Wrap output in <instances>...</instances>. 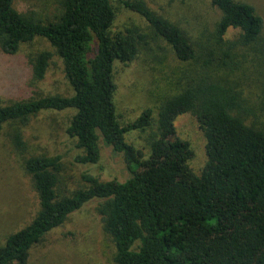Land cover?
<instances>
[{
	"label": "trees",
	"instance_id": "trees-1",
	"mask_svg": "<svg viewBox=\"0 0 264 264\" xmlns=\"http://www.w3.org/2000/svg\"><path fill=\"white\" fill-rule=\"evenodd\" d=\"M220 12L212 31L198 40L148 6L146 0H61L53 20L20 12L14 0H0V57L22 44L45 38L54 50L29 56L31 79H44L53 57L63 62L72 94H48L0 106V132L19 129L41 111L74 110L66 128L81 153L80 164L97 165L102 144L120 154L130 176L102 180L83 172L84 187L58 192L62 155H32L24 168L38 195L36 216L0 245V264H27L34 245L88 202L98 199L102 229L115 245V264H264V119L252 99L216 67L254 70L264 80V17L243 0H209ZM115 2L143 17L154 36L202 73L188 74L182 88L161 102L157 118L146 108L122 125L116 112V62L128 63L149 43L138 26L111 28ZM6 70H9L6 67ZM239 79L241 80V78ZM5 90L22 93L28 83L8 72ZM9 93V92H8ZM194 115L206 137L207 162L200 174L190 166L193 150L177 135L175 120ZM154 129L148 157L125 134ZM15 143L23 146L20 131Z\"/></svg>",
	"mask_w": 264,
	"mask_h": 264
},
{
	"label": "rangeland",
	"instance_id": "rangeland-1",
	"mask_svg": "<svg viewBox=\"0 0 264 264\" xmlns=\"http://www.w3.org/2000/svg\"><path fill=\"white\" fill-rule=\"evenodd\" d=\"M61 0H14V6L22 13L34 15L39 20H53L60 13ZM252 3L264 17V0H243ZM148 6L188 32L198 40L202 31H212L220 12L209 0H146ZM117 15L112 32L129 26H138L149 33V43L143 44L139 54L128 63L116 62L114 80L116 112L124 126L138 118L143 110L151 108L154 119L163 99L178 92L188 74H199L203 69L195 61L180 60L172 47L163 39L154 36L147 21L138 13L115 2ZM43 49L54 50L42 37L21 45L16 54L0 57V106L14 100L28 99L48 94L71 95L72 88L65 75L62 59L55 54L44 79L36 84L29 83L31 65L29 56ZM250 55L243 66L250 69L240 77L239 69L231 73L230 68L216 67L217 74L241 81L244 95L252 99L258 114L264 119V80L261 71L254 70ZM6 67L9 70H6ZM8 72L26 81L22 93L11 92ZM241 78V80L239 79ZM74 110H45L32 116L19 129L6 124L0 132V245L7 236L28 224L39 209L38 195L30 175L24 168L27 157L38 154L62 155L63 167L59 175L58 192L71 194L86 185L83 172L89 171L102 180H125L130 176L120 154L112 147L102 144V160L97 165H84L75 160L81 153L75 140L66 133ZM177 135L188 141L193 156L189 163L200 174L207 162L206 137L197 118L191 113L179 115L175 120ZM14 131H20L23 146L14 140ZM154 129L133 130L125 134L142 155L149 156L150 139ZM98 199L88 202L72 213L66 222L49 232L30 251L27 264H115V245L112 238L102 229L101 217L97 211Z\"/></svg>",
	"mask_w": 264,
	"mask_h": 264
}]
</instances>
